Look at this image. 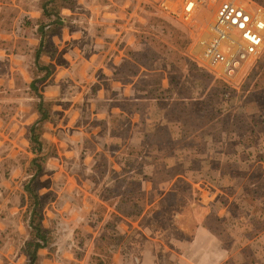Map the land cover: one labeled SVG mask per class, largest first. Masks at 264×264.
<instances>
[{"label":"rangeland","instance_id":"1","mask_svg":"<svg viewBox=\"0 0 264 264\" xmlns=\"http://www.w3.org/2000/svg\"><path fill=\"white\" fill-rule=\"evenodd\" d=\"M144 1L142 9L145 13L128 15L134 19L132 37L122 43L119 41L118 46L119 54L123 53L125 59L120 61V71H123L122 74L129 72V79L136 87L133 90L136 94L132 93L131 102L126 103L124 108L130 110L140 106L144 120L138 127H132L130 118L122 114L125 118L122 116L118 125H111L113 146L126 167H136L134 174L122 168L114 172L107 165L98 169V174L90 172L92 178L81 164V154L85 155L86 150L82 139L72 138L77 129L72 125L78 121V114L72 113L70 108L81 88L78 85L80 70H89L92 61L83 65V59L80 63L74 59L78 52H73L72 46L78 42L71 39L72 35L76 38L82 36L81 31L76 29L78 25L88 26L84 23L87 15L83 5L91 1L72 0L62 9L65 26H69L51 34L56 46L54 58L42 56L44 62L55 65V72L49 76L53 81L52 88L43 93L55 98L54 109L59 112L57 122H46L43 133V138L49 143L45 149L47 170L38 180L39 193L49 202L44 210V224L50 227L57 218L68 223L73 220L78 225H87L93 235L94 226L95 231L98 227L97 221L93 223L90 219L88 222L85 212H90L87 216L92 214V218H96L99 200L88 192L93 184H102L108 195H105L107 204L101 208L104 212L115 215L117 210L122 213L128 205L122 203L119 206L121 201L130 194L135 198L140 195L144 209L149 205L144 217L149 234L160 229L166 244L170 235L173 239L178 230L175 215L185 211L177 220L192 231L189 209L194 210V204L200 197H205V200L221 195L224 190L223 176L226 174L230 178L224 184L227 191L214 216L210 217L209 226L213 232L220 227L226 229L232 238L222 241L219 237L212 243L222 249L218 250L220 254L216 253L214 264H264V247L256 249L254 237L247 241L240 237L245 226L252 236L264 227V222L258 221V216H264V186L261 188V184L256 183L264 182V173L254 170L264 163V48L255 59L243 62L233 74L228 75L221 64H212L204 56L205 41L212 34V30L202 22L206 13L188 20L178 12L182 0H174V5L179 8L176 12L166 9L164 0ZM222 1L208 0L200 8L209 7L216 11ZM233 1L247 6L252 13H256L259 7L264 9V0ZM34 2L38 0H0V29L7 32L4 33V41L0 33V117L5 121L7 118L5 123L0 118V264H25L26 261L24 246L28 229L23 214L27 196L23 198L22 194H26L24 181L29 178L27 168L35 155L27 148L25 138L28 126L37 118L29 87L33 80L31 49L39 45L42 35L40 18H37L40 9L35 7ZM129 7L127 1L122 10ZM83 31L84 40L79 46L84 49L90 34L85 28ZM70 54L74 57L71 65L65 60V56L70 57ZM192 64L225 80L239 91V95L231 98L230 92L225 97L223 94H209V89L195 90L192 77L183 88L182 81L187 79ZM47 81L39 85V89ZM159 84L167 91L159 90ZM137 118L136 114L134 119ZM156 129L163 134L156 133ZM185 132L188 138L181 139ZM132 133L134 139H130ZM155 135L160 137L152 140ZM171 137H177L176 146ZM106 162L105 158L98 160L101 165ZM242 168H247L248 172L244 173ZM171 170L181 172L171 173ZM249 176L252 178L248 183L249 191L260 192L252 194L261 197L256 202L249 197L242 200L249 193H244L240 183ZM146 177L154 180L148 189L142 186ZM169 193L174 197L169 198ZM175 196H181L178 202L173 201ZM88 197L91 199L88 200ZM229 203L231 207L228 210ZM239 206L243 209L241 213ZM154 209L157 216H150L154 215ZM120 217L121 222L135 227L132 234L139 230V217H130L132 221ZM107 221H110V216ZM112 223L107 222L108 225ZM108 231H104L109 237L104 236L103 241L93 242V236L84 235L81 252L82 248L97 251L94 253V264H108L103 260L102 263L97 261L101 260V252H104L107 261L110 260L111 245L122 241L121 236L111 237ZM187 234L191 235L190 231ZM165 244L162 243L159 248L161 264H181L177 253L167 245L169 243ZM47 254V249L41 251L42 264H58L47 258ZM207 254L203 251L201 256L207 258ZM64 257L71 258L69 253ZM81 262L82 259L79 264Z\"/></svg>","mask_w":264,"mask_h":264},{"label":"crops","instance_id":"2","mask_svg":"<svg viewBox=\"0 0 264 264\" xmlns=\"http://www.w3.org/2000/svg\"><path fill=\"white\" fill-rule=\"evenodd\" d=\"M90 1L91 3L87 2V4L83 5L85 7V11L87 15L85 16L86 19L84 23L88 26L83 25L86 27H81L82 24L78 25L79 27L76 29H79L81 31L82 36L76 38L75 35H72L73 39H71L72 41L78 42L72 46V51L78 52V55L75 56V58L72 56L73 54H70V57L65 56L66 62L70 63V64L68 63L69 65L72 64L71 62L72 58L78 59L77 62L79 63L83 59L84 60V61L82 60L83 65L84 63L92 61L90 62L91 67L89 68V70L83 72V69H81L80 70L81 78L78 75V77L80 78L78 85L81 88L74 99L72 108H70L72 113L77 112L78 114L77 117L78 121L74 123V126L72 125L74 129L77 128L74 131L72 138L74 140L82 139V144L85 146L84 148L86 151H85V155L83 153L81 154L84 156V158L81 156V160L83 159L81 161V164L83 167H85L88 170L89 173L95 172L96 174H98L99 173L98 169H101L102 167L108 165L112 170H114V172L122 168L123 171H127L128 173L133 172L134 174L135 171L137 170L136 167L134 166H130L129 168L126 167V163L124 162L122 156H120L117 153L116 148H114L113 146V140H112L113 134L111 133V125L112 124L118 125L121 122L122 116L124 117V115L122 114H125L130 118V123L132 127H138L140 122L144 120V114L141 112L140 106H134L130 110H126L124 108V105L126 103L131 102L130 97L132 96L133 90L134 89L136 90V87H134V82L132 81V79H129L130 76L129 72H127L126 74H122L123 71H120L119 68L121 66L120 61L121 60L124 61L125 59L122 57L123 53L120 55L118 52V46H120V43H122L123 40H127V41L130 40L133 34L132 30H133L134 19L133 17H128V15H131L133 13L135 15H140L145 13V11H143L142 9L143 6L142 2L144 0H90ZM127 1L130 3V7L128 9L122 10V5ZM34 5L35 7L38 6V8L40 9L37 18H40L39 20L41 24V20L43 19L41 0H38V2H34ZM33 18L34 17L32 16L31 20H33ZM67 26H69V24L64 26V28H66ZM83 28H85V30H88L89 32L88 34H90L88 37V45H85L86 47L84 49L81 48V46H79V43H81L84 40ZM0 33H2L1 39L4 41L5 40L4 33L7 32L0 29ZM41 40H42V35L40 42ZM4 52L6 53V51ZM58 54H60V52H58ZM60 55L62 56V53ZM63 64L64 62L62 61L61 65ZM159 90H163L161 84H159ZM163 91L166 92L167 89ZM133 94L135 95L136 92ZM136 114L138 118L135 120L134 116ZM36 116L38 118V114H36ZM5 119L7 121V118ZM1 120H3L4 123L6 122L3 118H1ZM155 132L156 133L159 132L161 135L163 134L158 129H156ZM154 137L159 138L160 136L155 135L152 136L151 139L154 140L155 139ZM132 138L134 139L133 133L130 139ZM171 138H174L173 142L176 146L177 137H171ZM25 139L27 140L28 143L27 148H29V141L27 138ZM25 150L27 149L25 148ZM127 156L128 155H126V157ZM102 158H105L107 162L101 165L98 163V160ZM124 164H125V168L123 167ZM242 170H245L244 173L248 172L247 168H242ZM254 170H260L262 173H264V163L262 162V166L256 167ZM141 172L143 173V170H141ZM170 172L180 173L181 171L171 170ZM223 180H224L223 183L224 190L221 195H217V197L214 199H205V200H204L205 197L204 198L200 197V200H198V202H195L194 204V210L189 209L190 222L193 224L192 231L188 229L183 222L177 220L178 217H182L185 214V211L183 212L181 210L179 213L175 215L174 220L178 226V230L174 233L173 239H171L173 235H170L169 237L170 240L167 241L166 244L169 243L167 245H169L171 249L177 253L179 259L178 261H180L181 264H214V261H217L215 259V256L216 253H219L218 250H220L221 248L218 247V245L214 246L212 243H214L215 240L219 239L220 236H218V232L220 230H215L213 232L212 228L209 226V219L211 216L212 217L214 216L217 207L219 206V203L221 202V200L224 199L223 194H226L225 191H227V189L225 188L224 184L230 181V178L228 177V175L225 174L223 176ZM250 180H252V178H250L249 176L248 179L246 178L245 181H242L240 183L242 184L241 188H243L244 193H249L247 197H244L242 199L240 196V198L244 200L249 197L255 200V202L257 200H261V197L258 198L256 196H252V194L254 193L255 195L259 194L260 193L259 191H255V190L249 191L248 183L250 182ZM255 180L258 179L255 178ZM153 182L154 180L152 178L146 177L143 180L142 186L144 189H148L149 186H152ZM256 183L257 184L260 183L261 184L260 186H262L261 188H263L264 186L263 181H256ZM99 185L100 186L93 184L92 189L88 192L89 194H91V196L94 199L99 200L98 205L100 209L98 208V214H95L96 218H92V214L90 216H87L90 212H85L88 222L90 219H91L90 221L93 223L97 221L98 227L95 231V226H94L93 235H91L90 228L87 225H78L76 221L73 220L70 221V222H75L76 226H78L84 232V235H86V237L93 236L91 238L93 242H95V240L103 241L104 236L109 237L104 233L105 230L107 231L110 230L109 225H112L111 230L108 231L111 237L112 236L115 237L117 235L121 236L120 237L122 239L121 242L119 240L118 241L115 240L117 241L116 243H118V245L116 243L111 245L112 249L110 250V254H109L111 259L107 261L105 259L104 252H101L102 253L101 260L99 259L97 261H100V263H102L103 260L104 262L106 261L108 264L109 263L110 264H161L162 257L160 256L159 248L162 243L165 244L163 238L164 234H162L161 230L158 228L154 230L152 234H149L147 224L144 223V217L147 216L149 205L146 209H144L141 215L137 216L140 219V225H138L139 230H136V233L132 234L131 232L134 230L135 227H132L130 224L126 225L125 222H121V217H120L123 216L126 220L132 221L130 219V216H127V214H125L124 212L120 213L117 210H116L117 214L113 215L112 212L106 213L101 209L103 205L107 204L105 195L107 197L108 195L106 194V187H103L102 184ZM169 194H170L169 198L174 197L172 193ZM180 198L181 196H179V198L175 196V199H173V201L176 200L178 202ZM90 199L91 198L88 197V200ZM168 199H166V201ZM122 202L123 200L121 201L119 206L122 204ZM230 207L231 204L228 207V210L230 209ZM239 208H240L239 209L240 213L241 210L243 212L242 207L239 206ZM113 210H115V208ZM156 213L157 212L154 209V212L152 213L154 215H150V214L149 215L157 216ZM108 216H110V221L113 222L112 224L109 225L107 224V222H110L107 221ZM153 218L156 219V217ZM258 221L263 223L264 216L263 215L258 216ZM188 231H190L191 235L187 234ZM224 231H226V229H224ZM227 233L229 232L226 231V234ZM27 237L28 234L25 238V241ZM106 237L105 239H107ZM240 237L244 241H247V239L254 237V239L256 238L255 242L257 244L255 248L258 249V247H264V227H262V229L257 234L252 236L251 232L249 233L247 227L245 226V228L242 230L240 234ZM43 249L39 250V254H41V251H43ZM83 249L84 248H82V257L80 259H76V258L74 259L73 255L70 253L69 254L71 258H65L64 256H66V253H68L67 251L63 253V257L65 259L75 260L77 264H79L81 259L83 260V263L81 262V264H92L94 262V256H95L94 253L97 251H93L91 248H85L84 250ZM203 251H206L208 253L207 258L201 256V253ZM97 254H99V252ZM24 255L26 260L27 256L25 252ZM224 257L225 254L219 260V262ZM50 259L51 261L60 264L59 261H56V259L54 258H50Z\"/></svg>","mask_w":264,"mask_h":264},{"label":"trees","instance_id":"3","mask_svg":"<svg viewBox=\"0 0 264 264\" xmlns=\"http://www.w3.org/2000/svg\"><path fill=\"white\" fill-rule=\"evenodd\" d=\"M67 3H72V0H41L43 19L41 20L39 29L42 33V40L39 45L33 46V49H31L33 63L30 68L33 72V80L29 87L31 91L30 96L34 98L33 111L38 114V118L28 126L26 133V138L29 141V151L35 157L31 159L30 165L27 168L29 178L24 181L26 194H22L23 198L27 196V207L23 214V220L28 229V237L24 246V252L27 256L25 264H42L39 250L43 248L48 250L47 258H54L60 264H77L75 260L63 257L65 251L72 254L74 259L82 257L80 248L84 239V232L76 226L75 222L68 223L62 218H57L51 222L50 227L45 226L44 210L49 202L45 196L39 193L38 184L41 174L44 170H47V154H45V149L48 148L49 143L43 138L45 123H56L57 117H59V112L54 109V105L56 104L55 98L47 97L43 93L52 86L53 81L49 79V76L55 72V65L45 63L42 60V56L49 55L51 58H54L56 54V46L51 40V34H57L65 26L62 9ZM190 77L193 78L192 81ZM46 81V85L39 89V85ZM188 81H191L193 87L196 88L195 90L209 89V94H223L227 97V92H230L231 98L239 95V91L225 80L217 78L213 73L196 64H192V69L187 79L182 81L183 88L187 86ZM187 138L188 136L185 132L182 139ZM139 190L141 191V189ZM142 202L143 200L140 195L135 198V195L130 194L123 200L122 203L128 206L122 210L127 216H139L144 211V203ZM118 208L121 209V207ZM218 236L224 241L231 239V235L229 233L226 234V231L222 227H220Z\"/></svg>","mask_w":264,"mask_h":264},{"label":"built area","instance_id":"4","mask_svg":"<svg viewBox=\"0 0 264 264\" xmlns=\"http://www.w3.org/2000/svg\"><path fill=\"white\" fill-rule=\"evenodd\" d=\"M207 1L182 0L180 10L178 5H174V0H164L163 5L173 12L179 10L188 20L206 13L202 22L212 30V34L205 41L204 56L212 64H221L224 72L231 75L243 62L255 59L263 50L264 9L259 7L256 13H252L247 6L233 0L222 1L216 11L209 7L200 8Z\"/></svg>","mask_w":264,"mask_h":264}]
</instances>
